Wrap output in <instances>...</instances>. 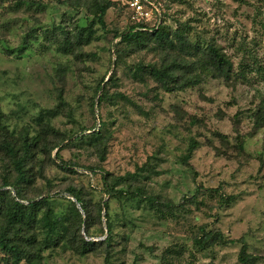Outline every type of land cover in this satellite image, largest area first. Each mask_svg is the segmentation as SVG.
Instances as JSON below:
<instances>
[{
	"label": "rangeland",
	"instance_id": "1",
	"mask_svg": "<svg viewBox=\"0 0 264 264\" xmlns=\"http://www.w3.org/2000/svg\"><path fill=\"white\" fill-rule=\"evenodd\" d=\"M162 1L170 40L136 46L116 38L132 26L126 0H0V189L16 177L4 143L37 138L21 189L51 198L68 228L41 264H106L107 251L108 264H241L244 244L264 264V0ZM98 3L109 6L105 29L91 27ZM173 63L198 84L169 92L134 76L139 64ZM104 173L112 191L141 187L154 205L108 193ZM77 211L89 235L73 226ZM35 231L42 240V223ZM206 233L234 242L198 246ZM82 239L97 243L85 255Z\"/></svg>",
	"mask_w": 264,
	"mask_h": 264
},
{
	"label": "trees",
	"instance_id": "2",
	"mask_svg": "<svg viewBox=\"0 0 264 264\" xmlns=\"http://www.w3.org/2000/svg\"><path fill=\"white\" fill-rule=\"evenodd\" d=\"M109 6L104 3L96 4V10L94 15L96 16L97 22L95 20L91 23V27L95 24H99L103 29L106 28L105 16L107 14ZM167 24L165 22V16L163 24L155 30H139L137 26H130L128 30L116 35V38H120V44H135L136 46L143 45L145 41L150 39L157 40L159 42L169 41L171 34L165 28ZM176 38H180L179 33H174ZM209 60L207 63L214 70L220 72V76L224 74L225 62L222 56L216 50H208ZM117 64V63H116ZM117 66V65H116ZM176 64H170L165 68H157L154 65L145 66L139 64L135 69L134 76L141 77L144 73L149 74L154 78V80L159 83L166 91L182 90L191 86L198 84V81L193 77L187 79H179L177 75L178 69ZM102 86L99 87V91H103ZM103 101V95L99 97L98 104L100 105ZM100 119V118H99ZM101 122V119H100ZM102 127V122L100 123V128ZM256 127H264V110L258 113L256 117ZM6 130L5 124L3 123L2 113L0 111V132ZM100 130L97 131L94 136H100ZM37 138L30 140L27 136L23 139L20 144L6 142L4 143L3 149L6 154L11 158L14 173L16 175L14 181H10L6 178L0 189V253L4 256L0 264H41L44 260L43 253L57 246L61 241L64 240V234L68 233V228L65 227V222L61 217L57 216L53 209L50 207L49 197H43L40 200L27 199L21 189V184L30 183L31 177L27 169L29 161L34 157V148L37 146ZM197 141L193 140L190 143L188 153L184 158V162H188L194 152L198 149ZM104 160V157L102 158ZM107 173L103 174V181L106 191L111 194ZM120 180L118 179V182ZM117 182V183H118ZM10 188L15 192V196L12 195L11 190H6ZM69 196L76 199L77 203L80 205L81 210L87 213V206L83 202V199L79 196L75 189L69 188L67 190ZM115 196H128L131 199L144 198L154 205L155 199L153 197H147L146 192L141 187H136L132 189L129 185L126 190L112 191ZM27 201L28 204L23 203ZM105 210L109 209V204L104 203ZM102 209V208H101ZM100 209V210H101ZM42 214V215H41ZM41 215V216H40ZM107 216V231L108 237L101 243L110 246L113 234V227ZM75 220L73 226L80 227L85 224L86 232L88 229V221H84L81 213L77 211L75 215ZM42 223V228L44 229L42 240L39 239V235L36 234L35 228L37 224ZM89 235V233L87 232ZM204 237L196 239L195 242L198 246L207 247L210 246L211 241H218L222 244H229L234 241L226 240L221 233H206ZM83 240V245H81L79 254L85 255L91 251L97 243L93 241ZM110 253H106V264L110 258ZM239 261L241 264H251V259L247 255V245L242 246L241 252L239 254Z\"/></svg>",
	"mask_w": 264,
	"mask_h": 264
},
{
	"label": "built area",
	"instance_id": "3",
	"mask_svg": "<svg viewBox=\"0 0 264 264\" xmlns=\"http://www.w3.org/2000/svg\"><path fill=\"white\" fill-rule=\"evenodd\" d=\"M129 21L139 30L158 29L164 21V3L162 0H126Z\"/></svg>",
	"mask_w": 264,
	"mask_h": 264
}]
</instances>
